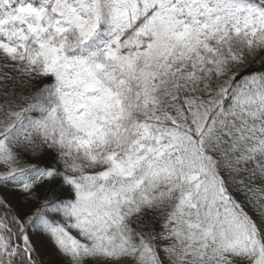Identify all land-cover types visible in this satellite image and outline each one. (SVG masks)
Returning a JSON list of instances; mask_svg holds the SVG:
<instances>
[{
  "label": "snow or ice",
  "instance_id": "1",
  "mask_svg": "<svg viewBox=\"0 0 264 264\" xmlns=\"http://www.w3.org/2000/svg\"><path fill=\"white\" fill-rule=\"evenodd\" d=\"M0 264H264V0H0Z\"/></svg>",
  "mask_w": 264,
  "mask_h": 264
}]
</instances>
